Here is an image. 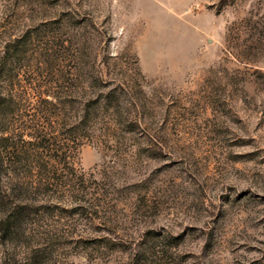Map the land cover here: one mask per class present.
Listing matches in <instances>:
<instances>
[{
  "label": "rangeland",
  "instance_id": "374dc122",
  "mask_svg": "<svg viewBox=\"0 0 264 264\" xmlns=\"http://www.w3.org/2000/svg\"><path fill=\"white\" fill-rule=\"evenodd\" d=\"M2 98L0 130L100 106L79 191L0 175V264H264V0H0Z\"/></svg>",
  "mask_w": 264,
  "mask_h": 264
},
{
  "label": "trees",
  "instance_id": "16d2710c",
  "mask_svg": "<svg viewBox=\"0 0 264 264\" xmlns=\"http://www.w3.org/2000/svg\"><path fill=\"white\" fill-rule=\"evenodd\" d=\"M6 102L5 99H0V106ZM99 106L98 100L87 101L82 114L77 121H73L72 117L63 118V112L66 111L64 101L43 99L38 102L37 111L42 113L45 108L47 111L52 110V121L56 127L67 126L66 130L46 133L40 129H30L26 132V128L34 126V118L30 119L29 125L20 128L19 131L10 129L9 126L1 129L0 175L6 179L7 184L4 193L7 196L13 192L21 194L39 189L41 186L46 192L52 193L73 194L79 191L83 175L70 161L71 154L76 151V146L72 144L76 137L72 132L80 125L85 126L90 121V115L96 112ZM46 120L50 125L52 122L50 116Z\"/></svg>",
  "mask_w": 264,
  "mask_h": 264
}]
</instances>
